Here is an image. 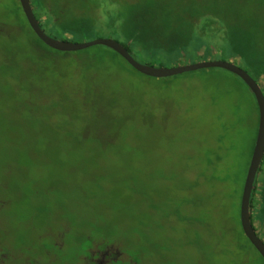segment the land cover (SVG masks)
Returning a JSON list of instances; mask_svg holds the SVG:
<instances>
[{
  "label": "rangeland",
  "instance_id": "374dc122",
  "mask_svg": "<svg viewBox=\"0 0 264 264\" xmlns=\"http://www.w3.org/2000/svg\"><path fill=\"white\" fill-rule=\"evenodd\" d=\"M128 1L49 4L70 17L99 3L87 42L111 37ZM20 8L0 0V264H85L105 246L134 264H264L240 225L259 124L240 78H149L96 62L103 48L40 58ZM209 57L185 63L225 58Z\"/></svg>",
  "mask_w": 264,
  "mask_h": 264
},
{
  "label": "trees",
  "instance_id": "16d2710c",
  "mask_svg": "<svg viewBox=\"0 0 264 264\" xmlns=\"http://www.w3.org/2000/svg\"><path fill=\"white\" fill-rule=\"evenodd\" d=\"M31 3L46 33L70 42H83L85 32L96 29V23L105 15L99 3L91 7L90 16L80 9L82 12L70 17L65 10L49 4V0ZM15 19L22 36L35 35L30 26L27 30L18 17ZM105 27L113 36L109 38L120 42L142 64L174 67L185 65L186 60H207L220 54L225 57L222 60L243 68L264 92V0H131L119 16H110ZM220 33L222 38L218 37ZM95 48L107 53L95 56L98 63L113 62L119 57L128 64L109 48L90 49ZM90 49L82 52L89 53ZM31 53L47 59L70 55L47 47L38 37L32 42ZM250 214L256 233L264 240V160L255 180Z\"/></svg>",
  "mask_w": 264,
  "mask_h": 264
},
{
  "label": "water",
  "instance_id": "95a60500",
  "mask_svg": "<svg viewBox=\"0 0 264 264\" xmlns=\"http://www.w3.org/2000/svg\"><path fill=\"white\" fill-rule=\"evenodd\" d=\"M19 3L27 22L35 35L47 47L55 51L72 53L88 50L97 46H103L116 52L135 71L149 78L163 79L205 69H222L234 74L243 81L254 95L258 107L259 124L251 161L243 187L240 205V223L246 238L264 260V240H262L256 233L252 225L250 214V201L254 190L255 180L264 160V92L258 82L243 68L232 61L210 60L174 67H156L138 62L120 42L112 38H99L82 43L59 40L49 36L41 27L35 16L31 0H19Z\"/></svg>",
  "mask_w": 264,
  "mask_h": 264
},
{
  "label": "flooded vegetation",
  "instance_id": "af4514ba",
  "mask_svg": "<svg viewBox=\"0 0 264 264\" xmlns=\"http://www.w3.org/2000/svg\"><path fill=\"white\" fill-rule=\"evenodd\" d=\"M86 256L85 264H134L113 246H105L101 250L94 247Z\"/></svg>",
  "mask_w": 264,
  "mask_h": 264
}]
</instances>
